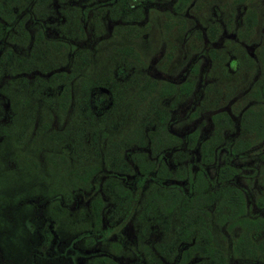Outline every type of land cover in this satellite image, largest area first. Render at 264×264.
Here are the masks:
<instances>
[{"label":"flooded vegetation","instance_id":"1","mask_svg":"<svg viewBox=\"0 0 264 264\" xmlns=\"http://www.w3.org/2000/svg\"><path fill=\"white\" fill-rule=\"evenodd\" d=\"M5 154L71 264H264V0H0Z\"/></svg>","mask_w":264,"mask_h":264},{"label":"rangeland","instance_id":"2","mask_svg":"<svg viewBox=\"0 0 264 264\" xmlns=\"http://www.w3.org/2000/svg\"><path fill=\"white\" fill-rule=\"evenodd\" d=\"M156 38L157 35L155 33L151 35L150 50L155 44ZM4 156L6 157L7 155L0 156V214L1 211L4 215L5 212L15 214V221L11 220L5 223V226L10 229V234L16 236L9 240L8 247L15 257L23 261L22 264H29L30 250L26 251L25 242L30 244L33 241L34 233L36 236L38 234L40 239L43 238V235L41 236V230L44 229L42 210H45V207L42 205V191L38 190L37 187L46 177L34 165L24 166L18 171L11 170L5 163ZM35 211L38 214V219L35 220V225H32L33 234L29 235L24 229L22 222L27 218L33 219ZM0 228L3 227L0 226ZM61 240H63L61 243L56 244L55 238L51 237V244L47 247V250L45 249L48 255H54L52 261H50L49 257L45 259L49 264L50 262L53 264H71L69 258L64 256L63 252H60V244H66L69 239L62 237ZM78 244L83 245L81 242ZM42 264L46 263L42 262ZM80 264L92 263L88 259L81 258Z\"/></svg>","mask_w":264,"mask_h":264},{"label":"trees","instance_id":"3","mask_svg":"<svg viewBox=\"0 0 264 264\" xmlns=\"http://www.w3.org/2000/svg\"><path fill=\"white\" fill-rule=\"evenodd\" d=\"M16 211V210H15ZM5 215L0 214V226L3 228H0V264H22V260L15 257L9 247L8 243L11 238H14L16 236L10 234V229L5 226V223L7 221H15V214H9V212ZM38 219V214L36 211L33 214L32 218L24 219L22 222V225L24 226V229L29 233V235L33 234V228L32 225H35V220ZM43 235V238L40 239L39 235L34 233L33 241L28 245L25 242L26 251H29V264H42V262H45L46 264H49L47 260H45L47 257H49L50 261H52V258L54 255H48L45 249L47 250V247L51 244V236L46 234L44 230H41ZM37 233V232H36ZM50 264H53L50 262Z\"/></svg>","mask_w":264,"mask_h":264}]
</instances>
